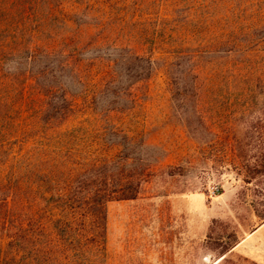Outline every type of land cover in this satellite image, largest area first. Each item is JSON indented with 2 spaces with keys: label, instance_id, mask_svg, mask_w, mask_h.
<instances>
[{
  "label": "trees",
  "instance_id": "trees-1",
  "mask_svg": "<svg viewBox=\"0 0 264 264\" xmlns=\"http://www.w3.org/2000/svg\"><path fill=\"white\" fill-rule=\"evenodd\" d=\"M110 1L0 0V237L9 239L6 251L24 250L34 233L31 220L21 219L28 201L55 210L52 226L61 241H76L79 217L103 241L107 204L136 199L158 163L144 139L114 123L132 113L139 85L157 69L173 101L187 109L202 105L205 69L224 41L216 32L215 3H200V11L213 14L193 24L157 14L124 22L116 18L119 2ZM263 13L239 18L237 27L243 31L246 23L252 35L264 28ZM228 61L245 68L252 62ZM81 111H89L94 124L63 129Z\"/></svg>",
  "mask_w": 264,
  "mask_h": 264
},
{
  "label": "rangeland",
  "instance_id": "rangeland-1",
  "mask_svg": "<svg viewBox=\"0 0 264 264\" xmlns=\"http://www.w3.org/2000/svg\"><path fill=\"white\" fill-rule=\"evenodd\" d=\"M116 1L117 20L157 14L193 24L197 16L204 21L213 14L200 11V3H215L216 32L224 41L205 69L202 105L187 109L173 101L165 73L157 69L139 85L132 113L114 119L117 127L144 139L158 159L142 193L107 204L103 241L79 217L72 246L55 234V210L28 201L21 219L31 220L34 233L25 251L18 252L6 251L9 239L0 237L2 263L264 264V28L257 26L249 35L246 23L243 31L237 27L239 18L250 20L264 12V0ZM242 46L248 52L244 56ZM234 48L238 52L233 55ZM232 56L252 62L238 66L228 61ZM93 122L89 111H81L63 129ZM213 188L220 193L213 196Z\"/></svg>",
  "mask_w": 264,
  "mask_h": 264
},
{
  "label": "built area",
  "instance_id": "built-area-1",
  "mask_svg": "<svg viewBox=\"0 0 264 264\" xmlns=\"http://www.w3.org/2000/svg\"><path fill=\"white\" fill-rule=\"evenodd\" d=\"M219 193H220V191H219L218 188H213V189L211 190V194H212L213 196H216V195H218Z\"/></svg>",
  "mask_w": 264,
  "mask_h": 264
}]
</instances>
